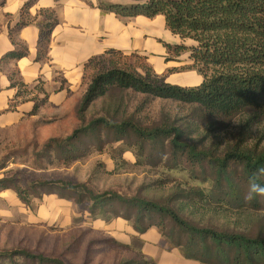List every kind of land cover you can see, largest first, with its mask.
Wrapping results in <instances>:
<instances>
[{
  "label": "trees",
  "instance_id": "trees-1",
  "mask_svg": "<svg viewBox=\"0 0 264 264\" xmlns=\"http://www.w3.org/2000/svg\"><path fill=\"white\" fill-rule=\"evenodd\" d=\"M37 1L28 0L21 15ZM131 1L124 5L98 0V7L120 18L163 15L169 30L183 40L166 44L171 54L167 60L182 54L192 60L190 66L169 72L192 69L203 76L202 83H167L165 74L156 73L146 56L106 50L84 65L86 89L74 108L75 124L64 136L48 137L34 156L44 168L41 161L70 166L94 152L106 153L119 170L128 163L125 154L131 153L137 165L160 167L185 177L160 196L147 184L128 194L98 191L88 181L19 175L0 178V192L14 191L31 210L45 195L69 200L81 217L74 224H83L86 216L105 224L127 221L138 247L108 239L114 246L135 251L134 257L116 264L155 261H145L142 249L141 236L150 229L159 232L161 248L177 250L200 264H264V198H245L249 177L264 168V0ZM41 15L37 61L48 58L58 22L53 9L41 10ZM24 20L21 26L28 24ZM27 55V47L19 45L3 60ZM9 80L17 88L11 101L14 108L22 92H28V85L18 74ZM38 90L30 97L34 107L29 116L38 114L48 101V92L42 87ZM131 95L141 96L137 104L130 103ZM156 99L188 108V112L161 111L158 118H148L145 111ZM97 104L100 108L89 116ZM65 117L42 124H57ZM228 129L230 136L223 138L222 132L229 134ZM168 179L159 178L160 190ZM259 181L264 183V176ZM0 264L68 263L58 255L14 248L0 251Z\"/></svg>",
  "mask_w": 264,
  "mask_h": 264
},
{
  "label": "rangeland",
  "instance_id": "rangeland-1",
  "mask_svg": "<svg viewBox=\"0 0 264 264\" xmlns=\"http://www.w3.org/2000/svg\"><path fill=\"white\" fill-rule=\"evenodd\" d=\"M140 98L141 96L131 95L130 103L135 105ZM74 103L75 100L63 108L46 109L38 116L16 125H0V178L19 175L28 179L88 181V185L98 191L115 190L128 194L147 184L156 196H160L178 184L181 177H185L183 173L164 171L160 167L137 165L131 153L125 154L128 163L119 170H115L106 153L98 152L70 166L49 165L46 161H41L45 167H39L40 161L34 154L42 149L48 137L56 134L64 136L70 131L72 124H75L72 117ZM100 105L97 104L89 116ZM161 111L182 115L188 112V108L156 99L151 100L145 114H148V118L155 119ZM63 116L66 117L57 124L42 126L43 120H60ZM228 130L229 134L227 131L222 132L223 138L230 136V129ZM2 166L4 168L1 169ZM168 176V183L160 190L159 178ZM69 208L64 204L60 213L54 215L57 209L52 213L50 202L43 204L41 200L35 205V210H31L14 191L0 192V251L23 248L61 256L68 264H116L122 259L135 256V251L114 246L108 241L117 238L138 247V243L133 241V231L129 225L120 222L105 226L102 222L88 220L87 216L84 218L87 221L83 224H74L73 220L81 217ZM143 239L147 242L145 248L142 247L145 261L152 258L156 261L152 264H200L194 260L185 261L182 255L160 249L157 232L148 233Z\"/></svg>",
  "mask_w": 264,
  "mask_h": 264
},
{
  "label": "crops",
  "instance_id": "crops-1",
  "mask_svg": "<svg viewBox=\"0 0 264 264\" xmlns=\"http://www.w3.org/2000/svg\"><path fill=\"white\" fill-rule=\"evenodd\" d=\"M27 1L0 0V125L19 124L28 118L38 116L46 109L63 108L74 100L75 106L86 89V84L83 83L85 63L93 56L109 49L122 50L126 54L138 52L146 56L156 73L165 74L167 83L197 86L203 81V76L192 69L169 72L171 68L190 66L192 60L187 54L167 60L171 54L166 44H180L183 40L169 30L163 15L153 18L143 15L120 18L114 13L103 12L98 7V0H38L23 17L21 10ZM105 2L124 5L132 3L131 0ZM45 9H53L58 22L51 34L48 58L37 61L41 10ZM23 19L28 21L25 26L20 25ZM19 45L27 47V56L3 60L6 54L19 48ZM13 74H18L28 85V92H22L16 106L11 108V101L17 93V88L10 86L9 76ZM39 87L48 92V101L38 114L29 116L34 107V101L30 97L39 93ZM42 201L43 204L50 202L52 213L57 209L54 215L60 213L64 204L70 206L69 209L75 213L71 201L56 195H45ZM39 212L38 210L37 213ZM120 222L129 225L133 231L132 226L123 219L102 224L116 225ZM151 232H157L161 242L159 232L150 229L141 236L144 241L143 248L147 245L143 237ZM132 233L134 234V231ZM168 252L180 255L177 250ZM182 259L189 261L183 257Z\"/></svg>",
  "mask_w": 264,
  "mask_h": 264
},
{
  "label": "clouds",
  "instance_id": "clouds-1",
  "mask_svg": "<svg viewBox=\"0 0 264 264\" xmlns=\"http://www.w3.org/2000/svg\"><path fill=\"white\" fill-rule=\"evenodd\" d=\"M260 176H264V168L257 169V171L249 177L246 199L251 200L256 197L264 198V183L259 181Z\"/></svg>",
  "mask_w": 264,
  "mask_h": 264
}]
</instances>
